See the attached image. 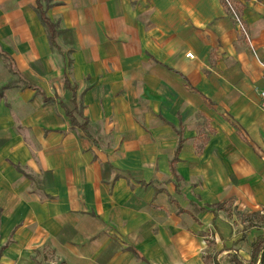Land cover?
Returning a JSON list of instances; mask_svg holds the SVG:
<instances>
[{
  "label": "crops",
  "instance_id": "obj_1",
  "mask_svg": "<svg viewBox=\"0 0 264 264\" xmlns=\"http://www.w3.org/2000/svg\"><path fill=\"white\" fill-rule=\"evenodd\" d=\"M230 1L250 42L222 0H49L51 47L0 0V264L230 252V205L264 212V0Z\"/></svg>",
  "mask_w": 264,
  "mask_h": 264
},
{
  "label": "rangeland",
  "instance_id": "obj_2",
  "mask_svg": "<svg viewBox=\"0 0 264 264\" xmlns=\"http://www.w3.org/2000/svg\"><path fill=\"white\" fill-rule=\"evenodd\" d=\"M229 208L230 212L236 217L235 231L237 234L239 233L240 238L229 248L230 252L228 254L219 255L217 252L215 256L204 255V264H214V259L220 262V264H236V262L248 264L253 243L257 238L264 237V212H237L235 209L233 210L231 208V205ZM208 242L209 244L213 243L211 240H208ZM224 248H226V245H224ZM226 250L227 249H225V251ZM43 256H45L49 262L54 260L53 256L50 254V249L47 255L44 254Z\"/></svg>",
  "mask_w": 264,
  "mask_h": 264
},
{
  "label": "trees",
  "instance_id": "obj_3",
  "mask_svg": "<svg viewBox=\"0 0 264 264\" xmlns=\"http://www.w3.org/2000/svg\"><path fill=\"white\" fill-rule=\"evenodd\" d=\"M48 1L49 0H46L47 5L45 6V8H43L42 5L40 4V2L37 0L36 11H37V14L39 16L40 21L42 22V24L47 29L49 42H50L51 47H57V44L55 42V38L59 34V31L56 30L55 25L52 22H50L48 20V18L46 17V10L49 7ZM64 85L67 89L71 90L70 84L66 79L64 81ZM41 95H42L44 102L51 101L48 98H46L42 92H41ZM72 98H73V102H74V96ZM74 111H76V109H74L72 111H68L67 109L65 110L66 115L71 120L73 126L79 127L85 134H87L88 131H87V128H85L87 125V120L83 119L82 123H77V118L75 117V115L76 114L78 115V113H77V111H76V113H74ZM216 264H219V263H216ZM236 264H241V263L236 262ZM248 264H264V237L257 238V240L253 243L251 255H250V261L248 262Z\"/></svg>",
  "mask_w": 264,
  "mask_h": 264
},
{
  "label": "built area",
  "instance_id": "obj_4",
  "mask_svg": "<svg viewBox=\"0 0 264 264\" xmlns=\"http://www.w3.org/2000/svg\"><path fill=\"white\" fill-rule=\"evenodd\" d=\"M222 1L225 4L226 8L228 9L229 14L231 15L235 24L239 28L241 34L244 36V38L248 42H250L248 33L246 31V28H245V25L242 21L240 14L237 12L236 8L233 6V4L231 3L230 0H222ZM187 57L192 58L191 54H187ZM259 65H260V69H261V80H262V83L264 84V62H259ZM258 95H259V108H260L262 114L264 115V90H261Z\"/></svg>",
  "mask_w": 264,
  "mask_h": 264
}]
</instances>
